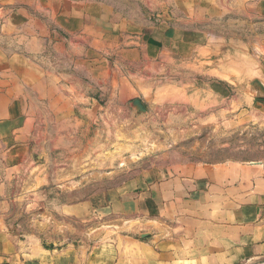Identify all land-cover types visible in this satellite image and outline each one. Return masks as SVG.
I'll return each mask as SVG.
<instances>
[{
	"label": "crops",
	"instance_id": "obj_1",
	"mask_svg": "<svg viewBox=\"0 0 264 264\" xmlns=\"http://www.w3.org/2000/svg\"><path fill=\"white\" fill-rule=\"evenodd\" d=\"M140 2L170 17L154 23L137 4L125 11L107 0H0V264H264V161L153 167L81 198L77 180L62 181L66 169L35 164L61 146L35 134V111H53L56 124L67 119L76 104L64 100V89H76L70 81L137 92L129 71L169 45L200 46L199 34L206 45L216 36L212 23H229L240 4L246 12L253 5ZM255 8L264 20V0ZM52 52L54 70L46 65ZM20 200L53 207V233L11 230Z\"/></svg>",
	"mask_w": 264,
	"mask_h": 264
},
{
	"label": "rangeland",
	"instance_id": "obj_2",
	"mask_svg": "<svg viewBox=\"0 0 264 264\" xmlns=\"http://www.w3.org/2000/svg\"><path fill=\"white\" fill-rule=\"evenodd\" d=\"M107 1L125 11L137 4L145 17L154 15V23L170 17L169 12L150 13L140 0ZM258 1L249 0L248 12L240 4L229 23H212L211 45L202 46L199 34L200 46L169 45L156 61L129 71L137 92L117 93L110 83L100 89L96 79L70 81L76 89H64V100L76 104L64 112L67 119L56 124L53 111H35V134L61 145L35 164L66 169L58 172L62 181L77 180L80 189L74 193L81 198L153 167L264 161V20L256 13ZM47 55L52 60L46 65L56 69V53ZM52 208L20 200L8 224L22 235L53 233L49 227L58 217Z\"/></svg>",
	"mask_w": 264,
	"mask_h": 264
},
{
	"label": "water",
	"instance_id": "obj_3",
	"mask_svg": "<svg viewBox=\"0 0 264 264\" xmlns=\"http://www.w3.org/2000/svg\"><path fill=\"white\" fill-rule=\"evenodd\" d=\"M203 42H205V41H203ZM212 43H210V42H208L207 41V44L206 45H211ZM203 46V45H202ZM256 70H258V71H260V72H262L263 70H261V69H259L258 67L256 68ZM263 74H264V72H263ZM262 87H263V92H264V85H262ZM258 88H260L261 89V87L258 85ZM49 247H54V246H51V245H49Z\"/></svg>",
	"mask_w": 264,
	"mask_h": 264
}]
</instances>
